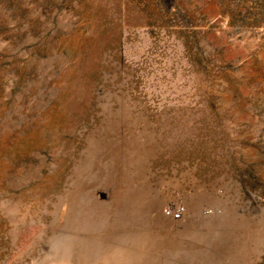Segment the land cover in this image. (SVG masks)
<instances>
[{
  "label": "rangeland",
  "instance_id": "374dc122",
  "mask_svg": "<svg viewBox=\"0 0 264 264\" xmlns=\"http://www.w3.org/2000/svg\"><path fill=\"white\" fill-rule=\"evenodd\" d=\"M0 264H264V0H0Z\"/></svg>",
  "mask_w": 264,
  "mask_h": 264
},
{
  "label": "built area",
  "instance_id": "2783aa9c",
  "mask_svg": "<svg viewBox=\"0 0 264 264\" xmlns=\"http://www.w3.org/2000/svg\"><path fill=\"white\" fill-rule=\"evenodd\" d=\"M176 217H178V216H176Z\"/></svg>",
  "mask_w": 264,
  "mask_h": 264
}]
</instances>
